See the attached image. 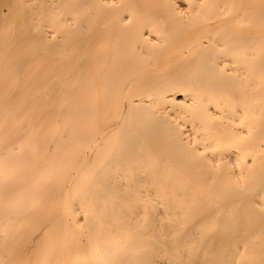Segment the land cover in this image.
<instances>
[{
	"label": "bare ground",
	"instance_id": "1",
	"mask_svg": "<svg viewBox=\"0 0 264 264\" xmlns=\"http://www.w3.org/2000/svg\"><path fill=\"white\" fill-rule=\"evenodd\" d=\"M0 264H264V0H0Z\"/></svg>",
	"mask_w": 264,
	"mask_h": 264
}]
</instances>
